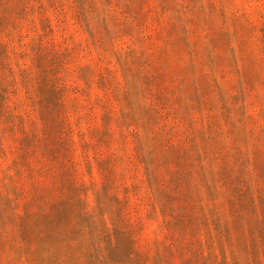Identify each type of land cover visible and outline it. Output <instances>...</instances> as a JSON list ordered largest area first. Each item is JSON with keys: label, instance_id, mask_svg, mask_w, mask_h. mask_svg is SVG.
Wrapping results in <instances>:
<instances>
[{"label": "rangeland", "instance_id": "374dc122", "mask_svg": "<svg viewBox=\"0 0 264 264\" xmlns=\"http://www.w3.org/2000/svg\"><path fill=\"white\" fill-rule=\"evenodd\" d=\"M0 264H264V0H0Z\"/></svg>", "mask_w": 264, "mask_h": 264}]
</instances>
